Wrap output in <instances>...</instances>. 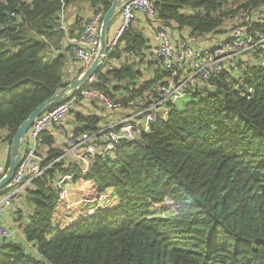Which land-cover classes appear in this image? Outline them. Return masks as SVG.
<instances>
[{
    "label": "trees",
    "instance_id": "16d2710c",
    "mask_svg": "<svg viewBox=\"0 0 264 264\" xmlns=\"http://www.w3.org/2000/svg\"><path fill=\"white\" fill-rule=\"evenodd\" d=\"M113 1L0 0V23L18 14L12 27L0 31V145L10 148L34 109L72 81L66 79L67 54L53 49L66 36L54 29L60 13L86 2L105 14ZM153 1L172 30H187L193 40L227 32L240 9L264 6V0ZM126 39L137 53L146 43L133 27L119 43ZM251 56L250 65L238 59L244 63L241 78L253 87L249 96L237 89L238 76L225 72L213 79L215 91L204 86L179 101L165 125L125 141L115 158L95 157L87 173L76 163H57L35 179L32 212L21 226L27 242L0 241V264H264V66L260 51ZM158 72L135 89L138 73L131 63L105 72L100 67L96 75L104 84L98 88L124 105L165 74ZM113 80L125 83L124 94L115 95ZM61 153H46L44 166ZM57 172L74 174L93 196L113 188L116 204L62 225L52 195ZM165 209L176 215L155 216Z\"/></svg>",
    "mask_w": 264,
    "mask_h": 264
},
{
    "label": "built area",
    "instance_id": "2783aa9c",
    "mask_svg": "<svg viewBox=\"0 0 264 264\" xmlns=\"http://www.w3.org/2000/svg\"><path fill=\"white\" fill-rule=\"evenodd\" d=\"M234 5L237 8L240 3ZM120 9V28L110 38L104 61L101 63L104 72L110 69L109 59L116 52L123 34L133 26L142 12L154 30L155 56L161 60L165 74L159 81L154 82L142 96L136 97V101L123 105L98 88L104 82L97 77L96 73H93L74 94L51 110L41 113L35 119L23 141L26 148L21 155V163L10 183L0 189V241L12 240L15 235L3 220V209L11 207L18 213L20 207L14 202L17 193L31 185L35 179L43 178L46 171L54 164L65 162L68 159L69 162L76 163L82 173H87L95 157L112 156L115 158L116 151L125 141H136L140 134L150 133L165 125L170 118L171 107L179 101L187 100L198 92H203L202 87L204 86L215 91L218 85L213 79L225 72L236 74V70L240 71L238 66L241 64L238 61L240 57L250 56L260 51L261 56L258 62L264 66V6L238 10L232 16V28L227 40L214 47L196 48L185 38H179L177 43L173 42L172 27L159 17L153 0H123ZM199 13L200 11L190 12L191 15ZM104 15L102 12H93L86 19L82 30L72 33L65 25L66 14L62 11L54 26L56 31H63L66 36L59 43V48L54 47L53 49L56 53L67 54L68 60L64 62L66 67L69 66V62H78L81 65V72L77 77L91 65L99 54L101 24ZM9 16L10 19L6 23H0V31L15 24L18 14L13 11L9 13ZM238 79L237 89L243 96H249L253 92V87H250L247 79L241 78V75ZM93 100L99 101L110 112L126 111L125 123L115 122L107 127L71 131L62 153L56 156L50 165L44 166L43 163L48 158L43 151L45 134L52 127L63 129L67 117L82 115V105L93 103ZM134 105L137 107L131 111L130 108ZM4 174L5 169L0 164V179L4 177ZM56 174L57 177L53 181V189L56 193L52 192V195H55L58 207L71 211L76 204L82 202L89 205L88 215L101 210L99 201L105 200L108 197L107 194L99 193L93 196L85 189L89 197L77 202L71 201L72 194L70 193L72 192L68 185L74 182V174L65 176L59 172ZM90 203H92L91 206ZM29 247L31 248V245Z\"/></svg>",
    "mask_w": 264,
    "mask_h": 264
},
{
    "label": "crops",
    "instance_id": "0c3cea01",
    "mask_svg": "<svg viewBox=\"0 0 264 264\" xmlns=\"http://www.w3.org/2000/svg\"><path fill=\"white\" fill-rule=\"evenodd\" d=\"M66 18H65V25L67 29H70L72 33H77L82 30L83 24L86 22V19H88L92 14L93 10L90 8L88 3H81V4H73L67 6L66 9H64ZM120 21H121V11L117 12V14L114 16L110 23V31L108 35V43L109 40L114 34L118 31L120 28ZM227 25V32L222 33L214 36L209 37L206 39H195L193 40L189 36V32L187 30L180 32H176L175 29H171V35L172 40L174 43H177V40L179 38H182V36H185L184 38L187 39L189 43L193 45V47H214V45H217L224 40H227L230 37V32L232 25ZM133 30H135L137 33L142 34L146 40L145 45L141 46L139 53L135 52L133 49H130V42L128 39L123 40L122 43L118 44V48L116 49V52L114 55L109 59L110 68H120L123 67L126 63H131L134 66L135 71H137V84H131V86H134L135 89H139L142 87V85H145V83H149V80H152L156 73H159L160 69L162 68L161 63H159L158 58L155 56V41L153 39L154 37V30L149 25V21L146 16L142 12L139 14V18L134 22L133 24ZM252 56L245 55L242 57V61L246 65L253 64L254 61H251ZM242 62V63H243ZM243 63V64H244ZM81 65H79L78 62H69V66L66 67L65 73H66V79L67 80H74L81 72L80 69ZM86 70V69H85ZM71 81V82H72ZM112 89L114 91L116 86V92L115 95L120 96L124 94L126 91L125 89V83H117L115 80L112 81ZM119 87V88H118ZM93 103H88V105L84 104L82 105V115H70L65 119V123L63 125V129H60L59 127H52L47 133L48 135L46 137H49V140H53L52 144L50 145L48 142L45 143L43 151L46 153H50L51 150H60L63 151L65 147V142L67 137L70 135L71 131L73 130H80V129H86L87 127L94 126L96 128L100 127H107L108 125H112L115 122L119 123H125V112H118L113 113L109 110L105 109L101 105L99 101L93 100ZM137 107V105H134L133 108H130L131 111H134V109ZM72 116V117H71ZM94 119V121L92 120ZM46 133V134H47ZM25 144H22V153L25 151ZM48 156V155H47ZM11 159L10 157V148L6 144L0 145V164L5 168L8 161ZM67 159V158H66ZM67 162L69 160L67 159ZM66 167V165H65ZM64 167V168H65ZM31 185L28 187H25L21 191L17 193V197L14 199L15 204L19 205L20 210L18 213H16L11 207H6L3 209L4 215L3 220L8 225V227L14 231L15 235L14 238L18 239V241L27 242L26 238L24 236L23 230H21V226L24 223H27L28 216L31 214V207L29 204H21L22 199H19V195L24 194L25 196H29V189ZM68 188L71 189L72 195L71 199L74 202L83 200L86 197H89V194L86 192L85 188H83L81 185L77 187L76 183L73 182L72 185H68ZM77 192V193H75ZM25 200V199H24ZM89 205L85 206V203H78L75 205V208H72L71 211H65V209H61L58 207V214L57 218L58 221H61L62 225L66 226L72 223L74 220H77L81 215L86 214L88 212ZM73 212V213H72ZM68 213V214H66ZM72 213L70 216L69 214ZM64 214V215H63ZM61 215V216H60ZM63 215V216H62ZM65 215H69L67 217L68 222L65 221ZM13 238V239H14Z\"/></svg>",
    "mask_w": 264,
    "mask_h": 264
},
{
    "label": "water",
    "instance_id": "95a60500",
    "mask_svg": "<svg viewBox=\"0 0 264 264\" xmlns=\"http://www.w3.org/2000/svg\"><path fill=\"white\" fill-rule=\"evenodd\" d=\"M123 0H114L109 10L105 13L102 24H101V36H100V51L96 58L93 60L90 66L87 67L84 72L74 79L70 84L58 91L51 98L47 99L40 106L34 109V111L29 115L27 119L24 120L22 125L19 127L18 131L13 137V142L10 147V164L5 171L4 177L0 179V189L4 188L7 184L10 183L12 178L14 177V173L21 163L22 160V144L25 136L28 131L32 127L35 122V119L43 112H45L48 108L52 106V104L58 103L59 101H63L66 98L70 97V95L74 94L77 89L83 86L87 80V78L96 73L97 70L102 66V62L104 61V55L108 48V35L110 31V23L114 16L117 14L119 10H121Z\"/></svg>",
    "mask_w": 264,
    "mask_h": 264
},
{
    "label": "rangeland",
    "instance_id": "374dc122",
    "mask_svg": "<svg viewBox=\"0 0 264 264\" xmlns=\"http://www.w3.org/2000/svg\"><path fill=\"white\" fill-rule=\"evenodd\" d=\"M121 10H119V12H120ZM239 66V68H240V71L239 70H236V74H235V76H239V75H241L242 74V71H243V69H244V65L243 64H240V65H238ZM76 185H77V187L78 186H80L81 184L79 183V182H76ZM84 187H86V186H83V188ZM86 189V188H85ZM113 188H108V190L106 191V192H104V193H100V194H104V195H108V197L105 199V200H101V201H99V203L101 204L100 205V207H99V209H104V208H106V207H108L111 203H113L114 205L116 204L115 203V199H113L112 198V194H113ZM8 193V192H7ZM75 193H77V192H75ZM70 194H72V193H70ZM78 194V193H77ZM19 199H22L23 201H21V204L22 205H24L25 203L26 204H29L31 207H32V201H33V199H31V197H30V195L29 196H25L24 194H21V195H19V197H18ZM91 198V197H90ZM115 198V197H114ZM25 199V200H24ZM70 199H71V196H70ZM71 201H72V199H71ZM86 205H88V204H86L85 203V206ZM92 205V203H90V206ZM113 205V206H114ZM74 208H75V206H74ZM73 213V212H72ZM72 213H70L69 215L71 216L72 215ZM66 214H68V213H66ZM64 215V214H63ZM62 215V216H63ZM69 215L67 216V215H65V221L66 222H68V220H67V217H69ZM174 215H176L175 214V212L172 210V209H165V210H163V211H161V212H158L155 216H159L160 218H162V219H167V218H171V217H173ZM61 216V215H60ZM57 218H59L60 219V217H57ZM69 222H70V220H69Z\"/></svg>",
    "mask_w": 264,
    "mask_h": 264
}]
</instances>
